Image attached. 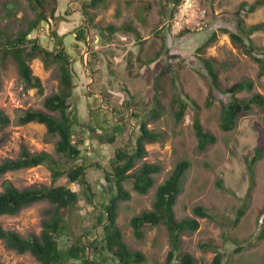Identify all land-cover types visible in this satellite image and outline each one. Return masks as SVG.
<instances>
[{
  "label": "rangeland",
  "instance_id": "1",
  "mask_svg": "<svg viewBox=\"0 0 264 264\" xmlns=\"http://www.w3.org/2000/svg\"><path fill=\"white\" fill-rule=\"evenodd\" d=\"M255 1L197 0L199 9H205L204 22L200 27L190 25L178 34H171L169 25L174 13L171 0H103L95 8H86L95 26L86 23L89 19L83 12L86 0H44L45 12L48 15L54 8V18L41 21L28 38H36L42 45L45 50L42 55L46 52L52 55L60 47L70 55L73 88L69 111L76 120L73 138H82L80 158L66 161L59 157L55 152L58 137L49 134L43 124L16 123L17 115L25 109L46 111L42 104L44 97L58 88V63L47 65L40 54L30 60V68L41 81V92L25 86L9 56L0 64V108L10 119L0 130L3 137L0 161L16 158L24 145L30 152L50 153L60 160L64 170L71 164L84 163L86 182L90 193H94L90 202L82 185L70 182L65 175L55 181L66 184L79 197L72 210H61L66 227L57 236L60 247L89 229L96 213L93 208L102 209L103 202L113 194L112 182L105 179L110 160L117 148L126 149L130 138L138 134L140 120H144L147 128L160 134V139L144 145L146 153L134 168L146 161L159 164L160 171L154 174V185L146 194L135 192L129 180L123 182L130 198L118 202L116 223L129 249L144 255L142 261L132 264H182L177 258L166 262L170 243L163 224L144 226L143 237L138 239L129 220L152 208L156 186L183 159L188 160L189 166L173 207L175 216L177 219L193 216L195 205L203 206L210 216L197 217L199 227L181 234L180 253L191 254L193 264H210L215 251L200 246L209 243L223 252V264H264V237L258 238L257 224L264 207V104L252 105L232 130L223 131L219 127L221 103L229 99L222 92L224 89L239 80L250 79L253 88L235 96L247 98L258 92L264 97V76L258 73V62L223 31L226 28L238 33L239 20L244 29L264 21V0L253 11L239 6L241 2ZM35 16L29 0H0V30L7 36L23 30ZM109 25L115 28L113 32L107 28ZM79 28L85 29V39H76ZM212 32L216 33L215 39L197 50ZM241 35L246 43L249 39L252 53L264 58V28ZM199 57L210 58L218 76L219 90L213 92L209 104V80ZM178 93L184 100L196 103L195 107L188 102L180 123L175 122L171 106L172 97ZM153 110L157 112L155 116ZM195 116L216 137L203 151L197 149L192 127ZM258 146L262 153L253 165L254 183L250 186L245 158ZM95 163L101 169L92 166ZM5 179L17 188L52 183L51 172L45 165L6 172L0 177V190ZM219 179L222 187L217 185ZM53 206L46 200L34 202L16 214L0 215V225L24 236L39 234L41 222L47 216L45 210ZM240 208L243 213L233 223ZM99 227L94 229L95 233ZM0 264L39 262L29 252L17 253L0 240ZM62 264L78 263L71 260Z\"/></svg>",
  "mask_w": 264,
  "mask_h": 264
},
{
  "label": "trees",
  "instance_id": "2",
  "mask_svg": "<svg viewBox=\"0 0 264 264\" xmlns=\"http://www.w3.org/2000/svg\"><path fill=\"white\" fill-rule=\"evenodd\" d=\"M102 1L86 0L83 3L85 7L83 11L84 15L89 18L86 22L87 25H93V16L86 14V8H95ZM259 1L256 0L251 4L241 2L239 6H247L248 10L253 11ZM171 2L173 12L180 0H171ZM29 4L35 11L36 16L34 19L28 21L23 30L18 31L14 36H7L6 32L4 33L0 30V64L9 56L15 62L19 77L25 86L37 88L41 92V81L38 76L32 73L30 68V60L41 54L42 59H44L47 65L55 62L58 63V88L55 92L44 97L42 104L46 111L42 109H25L17 115L16 123L18 125L29 122L43 124L49 134L58 137L55 142L56 154L66 161H74L80 158L81 151L79 145L82 142V138H73V125L76 120L71 117L69 111L73 88L69 67L70 55L63 47L58 48L52 55L48 52L42 55V52L45 51L42 45L36 38H28L29 33L41 21H46L48 17L54 18L55 11L53 8L47 15L43 8L44 0H29ZM240 23L241 21L239 20V25L237 26L239 34L236 31L233 32L226 28L223 31L227 32L232 40H236L242 46L243 50L258 62V73L264 76L263 55L253 54L249 39L246 43L241 35L246 36L254 30L263 29L264 21L251 25L247 29H244ZM107 28L112 32L115 29L112 25H109ZM215 37L216 33L212 32L197 50L211 43ZM85 38V29L79 28L76 39L81 40ZM57 44L60 45L61 40ZM199 58L209 80L207 96V104H209L213 92L219 90L218 76L210 58ZM86 64L88 65L87 62ZM252 88V80L242 79L222 91L229 95V99L221 103L219 116V127L221 130H232L238 118L247 114L252 105L262 106L264 104V97L258 92L253 93L247 98H238L235 96L238 92L250 91ZM188 102L196 107L194 101L191 99L188 101L184 100L179 93L172 97L171 106L176 123L183 121ZM49 112H56L57 115L50 114ZM153 112L152 114L155 116L157 114L156 110H153ZM9 123V117L0 108V130L5 128ZM192 127L197 139V149L199 151L205 150L207 146L215 142V135L205 129L196 116L192 120ZM159 139L160 134L155 130L147 128L146 122L140 120L138 134L135 135L134 139L130 138L131 142L127 144L128 147L126 146V149H116L113 158L110 160L109 173H105V169H102L105 173V179L113 184V194L103 202L102 209L96 210V208H93L96 213L90 228L82 231L74 238L73 242L65 247H60L57 239V236L66 227L61 210H72L76 206L79 197L78 193L69 186L66 184H56L55 181L65 175L70 182L82 185L86 191V198L90 202L91 196L94 193L92 191L90 193L91 188L86 182L85 165L84 163L79 165L71 164L64 170L60 160L56 159L50 153L46 151L30 152L22 145L19 155L16 158H4L0 161V177L9 171L45 165L51 172L52 183L48 186L33 185L25 188H17L8 179H5L2 182V189L0 190V215L16 214L22 208L41 200H46L54 206L45 210L47 216L41 222L39 234L30 233L24 236L15 230L5 229L0 225V240L3 241L7 248L17 253L29 252L39 264H62L71 260L76 261L78 264H132L142 261L144 255L138 250L129 249L122 238L121 229L116 223L117 206L119 201L130 198L129 191L123 186L124 181L129 180L133 190L139 194H146L154 185V174L160 171L159 164L143 161L139 167H134L136 161L141 159L146 153L144 145L158 141ZM2 141L3 137L0 136V144ZM261 153L262 148L258 146L245 158L250 186L254 183L253 165L261 156ZM93 165L101 169L98 163ZM188 166V160L183 159L178 161L169 175L156 186L152 208L133 215L129 220L133 234L138 239L143 237L142 228L144 226H156L158 224L165 226L170 243V249L166 255L167 263H171L174 258H177L182 264L194 263V258L191 254L186 252L180 253V236L183 232L195 231L199 227L197 217L210 216L207 210L201 205H195L192 208L193 216L181 219H177L175 216L173 207L181 190L183 174ZM217 185L222 187V180L219 179ZM242 213L243 209H238L233 223L238 221ZM257 224L259 226L258 238H262L264 237V207L259 212ZM97 226L100 227L95 233L94 229ZM200 246L202 248H211L215 251L210 264H223L224 254L217 246L209 243H202ZM236 250H239V247ZM88 251L89 256L87 255Z\"/></svg>",
  "mask_w": 264,
  "mask_h": 264
},
{
  "label": "built area",
  "instance_id": "3",
  "mask_svg": "<svg viewBox=\"0 0 264 264\" xmlns=\"http://www.w3.org/2000/svg\"><path fill=\"white\" fill-rule=\"evenodd\" d=\"M204 15L205 9H199L197 0H180L169 25L171 34H178L190 25L200 27Z\"/></svg>",
  "mask_w": 264,
  "mask_h": 264
},
{
  "label": "water",
  "instance_id": "4",
  "mask_svg": "<svg viewBox=\"0 0 264 264\" xmlns=\"http://www.w3.org/2000/svg\"><path fill=\"white\" fill-rule=\"evenodd\" d=\"M82 176H83V173H82ZM91 200H92V197H91ZM87 255L89 256V251L87 252Z\"/></svg>",
  "mask_w": 264,
  "mask_h": 264
}]
</instances>
